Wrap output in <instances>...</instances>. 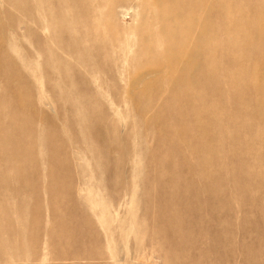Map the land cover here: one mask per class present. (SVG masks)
Returning <instances> with one entry per match:
<instances>
[{"label":"rangeland","instance_id":"1","mask_svg":"<svg viewBox=\"0 0 264 264\" xmlns=\"http://www.w3.org/2000/svg\"><path fill=\"white\" fill-rule=\"evenodd\" d=\"M0 264H264V0H0Z\"/></svg>","mask_w":264,"mask_h":264}]
</instances>
